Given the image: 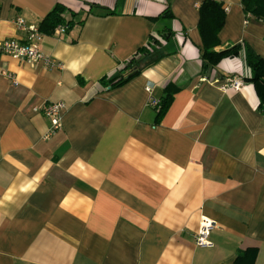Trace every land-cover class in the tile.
Segmentation results:
<instances>
[{"label":"crops","instance_id":"obj_1","mask_svg":"<svg viewBox=\"0 0 264 264\" xmlns=\"http://www.w3.org/2000/svg\"><path fill=\"white\" fill-rule=\"evenodd\" d=\"M201 1L0 0V40H22L15 19L39 27L56 3L72 22L40 31L52 67L0 55V264H264V113L241 52L202 67ZM217 1V49L245 43L264 59V22ZM148 44L139 74L101 82ZM225 76L242 87L221 90ZM167 84L178 90L156 121L145 87L158 98ZM56 100L61 128L46 137L37 109ZM203 218L212 246L195 244Z\"/></svg>","mask_w":264,"mask_h":264},{"label":"trees","instance_id":"obj_2","mask_svg":"<svg viewBox=\"0 0 264 264\" xmlns=\"http://www.w3.org/2000/svg\"><path fill=\"white\" fill-rule=\"evenodd\" d=\"M242 10L246 18L253 17L254 20L264 22V0H240ZM198 21L197 29L201 38V46L199 47L200 58L202 61V67L205 71L212 70L217 63L228 57H234L242 53L244 66L247 68L249 74L244 77V80L251 83L258 96L257 110L264 113V59L247 44L245 43H227L224 48L217 49L220 46L218 33L223 26L225 11L221 6V3L217 0H202L198 7ZM65 8L56 3L54 7L48 12L39 24L38 29L43 33H51L59 24H63L69 28L72 25L71 20H66L62 13ZM163 16L167 19H172L173 15L167 8L163 10ZM169 27L162 29H155L149 38L150 42L161 43L165 41L169 36ZM140 51L145 52L144 47ZM147 53L142 55L146 56ZM161 55L155 57L153 62H157ZM140 59H134L131 57L124 63V66L119 69L115 74L111 76H105L101 78V82L107 85L109 88L119 86L129 80L132 76L140 73L144 65L140 64ZM152 62V63H153ZM178 90L171 84H167L162 91V94L158 97L159 104L155 110L156 121H158L173 100L174 93ZM256 254L255 249H247L244 253L239 254L238 258H244L246 255L252 260ZM249 264H252L249 262Z\"/></svg>","mask_w":264,"mask_h":264},{"label":"built area","instance_id":"obj_3","mask_svg":"<svg viewBox=\"0 0 264 264\" xmlns=\"http://www.w3.org/2000/svg\"><path fill=\"white\" fill-rule=\"evenodd\" d=\"M224 11L227 7H223ZM16 30L22 31L24 37L22 40L17 38H6L0 40V55H7L12 59L21 61L26 64L41 63L44 67H52L54 65V59L48 55L41 53L38 49V41L41 37V32L38 26L35 24H29L24 21L23 18L17 17L14 21ZM63 24H59L54 27L56 32H62L66 28ZM152 47L157 46V42H151ZM151 46L148 44L144 47L145 50H150ZM143 55L142 51H137L134 55V59H138ZM2 74L7 78L11 79L12 82L15 81V76L13 73L3 70ZM204 80V78H202ZM243 85V80L237 76H225L220 84V89L223 91L233 89L239 90ZM149 94L147 102L149 106L153 107L155 110L158 108L159 99L152 94L151 85L145 87ZM64 103L60 100L47 101L44 103L39 110L47 119L51 121L50 127L46 134V137L55 133L56 130L61 128V120L64 111ZM214 226L211 220L204 219L200 223L198 231H196L194 240L195 244L199 246H212L210 240L208 239V231Z\"/></svg>","mask_w":264,"mask_h":264}]
</instances>
